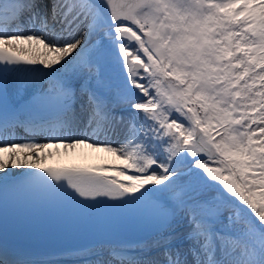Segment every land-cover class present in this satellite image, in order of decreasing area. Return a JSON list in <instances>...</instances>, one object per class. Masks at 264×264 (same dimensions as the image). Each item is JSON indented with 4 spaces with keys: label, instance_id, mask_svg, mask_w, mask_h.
Instances as JSON below:
<instances>
[{
    "label": "snow or ice",
    "instance_id": "1",
    "mask_svg": "<svg viewBox=\"0 0 264 264\" xmlns=\"http://www.w3.org/2000/svg\"><path fill=\"white\" fill-rule=\"evenodd\" d=\"M20 77L40 87L10 102ZM77 149L119 163L48 165ZM33 200L147 221L162 264H264V0L0 3V219Z\"/></svg>",
    "mask_w": 264,
    "mask_h": 264
},
{
    "label": "bare ground",
    "instance_id": "2",
    "mask_svg": "<svg viewBox=\"0 0 264 264\" xmlns=\"http://www.w3.org/2000/svg\"><path fill=\"white\" fill-rule=\"evenodd\" d=\"M112 91L114 94L115 89H113ZM118 106H119V108L116 107V108H118V110H115L117 113L120 112V107H121L120 105H118ZM77 112L79 114V107L78 106H77ZM81 127H83V126L81 125ZM104 138L105 137H103V136L101 137V139H104ZM107 139H110L113 142V145L116 146L119 142L120 137H119V135H110L109 137H107ZM61 152L63 153L62 149H61ZM69 153L72 155V157L70 159L71 160L70 162L66 161L67 165L92 166V165H97V164H95L96 162H98V164H102L101 162L106 158H113L114 159V157L110 156L107 153H103V152L96 153V152H93L91 149H77L75 152H69ZM47 163L50 166H64L63 163L62 164L52 163L49 161H47ZM21 171H26V169H21ZM208 193L210 194V196L212 195L211 192H208ZM225 215H227L226 212H225ZM184 231H185V227L183 225H180V224L175 225V236L176 237L181 236L179 240L182 239ZM151 236L152 237H149L148 239L141 240L142 242L148 244L149 247H153L151 250L154 251L153 255L149 259H146L144 261H159L160 264H162V260H164V255L158 248H156L152 244V242L158 238V234H157V232H154ZM176 243H180V242H176ZM183 248L184 249L187 248L186 243L183 245ZM151 250L147 251V248L143 252L135 250L134 254H132L131 256H135L136 258H137V256H144V253L146 251H147L146 253H149ZM101 252L104 254L103 258L107 259L108 258V252L100 250L99 252H96V253H101ZM96 253H95V251H93L91 253V255L84 257L85 259L89 258L87 263L86 262H84V263L89 264L90 260H95L96 259V256H95ZM70 264H73V263H70Z\"/></svg>",
    "mask_w": 264,
    "mask_h": 264
},
{
    "label": "rangeland",
    "instance_id": "3",
    "mask_svg": "<svg viewBox=\"0 0 264 264\" xmlns=\"http://www.w3.org/2000/svg\"><path fill=\"white\" fill-rule=\"evenodd\" d=\"M116 107H118L119 108V106L117 105ZM118 108H115V110H118ZM63 150V149H62ZM71 157H72V155L70 154V153H67V154H62V155H59V156H56V157H54V158H50L48 161L49 162H52V163H60V164H62V163H64V162H66V161H71L70 159H71ZM104 160H109V161H115V159L114 160H111V158H106V159H104ZM104 160L102 161V162H104ZM116 163H119V161H115ZM206 195H209L210 196V194L209 193H207ZM180 237L181 236H179V237H176V242H180ZM153 247H148L147 248V250H151ZM159 262V261H158Z\"/></svg>",
    "mask_w": 264,
    "mask_h": 264
}]
</instances>
